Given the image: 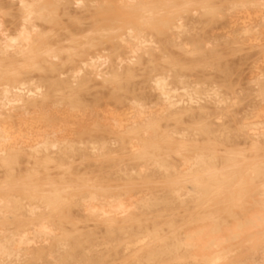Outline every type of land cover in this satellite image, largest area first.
Listing matches in <instances>:
<instances>
[{"label": "bare ground", "instance_id": "1", "mask_svg": "<svg viewBox=\"0 0 264 264\" xmlns=\"http://www.w3.org/2000/svg\"><path fill=\"white\" fill-rule=\"evenodd\" d=\"M7 1L18 19L0 33V264H107L110 251L118 248L134 250L130 264H221L243 240L250 244L246 254L230 264H264V0L199 4L204 11L197 13L219 12L226 19L221 34L205 43L188 38L195 27L181 19L173 28L170 44L183 55H203L204 47L214 51L224 42L252 58L247 87L237 93L224 83L185 74V67L156 45L152 17H138L102 52L83 49L93 47L96 37L81 48L62 45L61 51L44 42L52 32L41 24L53 21L50 8L61 3L84 8L85 0ZM112 54L125 59L126 66L109 65ZM142 55L152 99L139 92L109 111L115 136L73 138L75 119L81 124L90 119L86 112L76 116L69 111L70 86L78 81L90 86L97 74L117 84L111 74L130 72ZM200 66L213 69L209 62ZM53 71L63 75L44 74ZM242 101L246 107L238 111ZM161 120L175 122L162 125ZM161 127L166 130L158 132ZM117 150L128 155L113 164L117 170L101 174L106 185H93L88 172L81 174L85 179L71 178L74 168L90 165L83 161L116 159L111 153ZM22 167L29 178L16 177ZM40 168L53 169L56 176L34 179L42 174ZM215 203L218 212L228 214L245 203L250 209L235 216V222L219 225V213L211 207ZM179 209L189 212L188 223L130 225L136 230L130 236L124 226L111 225L119 217L170 216ZM75 215L104 227L79 226ZM78 248L81 253L75 252Z\"/></svg>", "mask_w": 264, "mask_h": 264}, {"label": "rangeland", "instance_id": "2", "mask_svg": "<svg viewBox=\"0 0 264 264\" xmlns=\"http://www.w3.org/2000/svg\"><path fill=\"white\" fill-rule=\"evenodd\" d=\"M53 1V0H50ZM88 4L84 8H78L73 6H64L59 4L57 8L49 9V16L53 17V21L49 23L41 24L44 30L52 32V38L44 40V42L51 43L58 50L62 51V45H69V47L78 46L81 48L85 44L86 40L93 39L95 45L89 48H83L89 53H99L107 47H112L116 44V39L121 35L127 26L136 24L137 18L144 16L149 17L154 22L149 26L156 28L157 31L150 32L155 37V43L157 46H164L165 53L169 57H173L175 61L183 65L185 74L200 77L204 80L211 81L216 84H226L225 89L235 91H241L242 88L247 87V77L249 75V67L251 66L252 58L249 56L241 55L237 52L236 45L233 43H220L218 50L210 51L205 50L204 54L196 57H190L183 55V53L173 47L170 43L173 41V28L179 19L185 22V25L189 28H194L189 33L192 41L205 43L210 39L212 35L219 36L222 29L225 28V17L217 12L215 14H199L197 12L204 11L199 9V4L214 2L221 3L222 0H85ZM90 2H97L99 6H93ZM188 5H187V4ZM149 4L150 9L146 8V11L139 10V7ZM126 5H132L127 7ZM186 5V6H185ZM152 8V9H151ZM149 10V11H148ZM18 19L17 12L9 4L7 0H0V33L2 29H8L16 26ZM111 28V29H110ZM220 31V32H219ZM98 33H105L106 35L98 36ZM225 33V32H224ZM87 35H90L87 36ZM69 41V42H68ZM68 42V43H67ZM87 47V45H86ZM255 53V59L257 58L258 51L256 48L252 49ZM112 54L108 64L113 66L117 63L126 66L125 59L121 60L119 56ZM259 56V55H258ZM60 63L58 64L62 68V54L58 57ZM82 58L81 56L78 58ZM253 58V59H254ZM156 64L160 65L161 59L158 52L155 55ZM211 63L213 69L206 70L200 65L205 63ZM146 66V56L142 55L138 58V61L130 66V72L121 71L111 74L116 76L117 84H108L104 80L102 74L95 75L89 82L90 86H87L85 82L78 81L77 84L70 86V94L72 95L71 103L68 105L69 111L80 116L83 113L89 115L90 122L88 124H81L79 119H75L72 127L73 138L85 139L91 137L93 139H107L115 136V132L107 120L110 116L109 111L113 109L121 108L123 102L128 101L133 94L141 93L148 101L152 99L146 85L147 74L144 73ZM62 71L45 72V75L58 76ZM63 75V72H62ZM246 107V103H242L236 106L238 111H241ZM64 112V106H62V113ZM63 119V115H62ZM162 125L166 123L171 124L173 120H161ZM166 130L165 127L159 128L158 132ZM141 139L145 137L143 131L140 132ZM159 138H161L159 136ZM123 145H127L124 143ZM164 154L165 152H158ZM167 153V152H166ZM175 152H169L168 154L174 156ZM116 159H102L96 160L88 166H81L74 168V175L71 178L85 179V176L81 174L84 172L92 173L89 177L94 179L93 185H106L105 182H101L105 175H101L104 172H111L117 170L113 167V164L119 161L120 157L128 155V152L113 151L111 153ZM219 155L224 156L223 152H218ZM79 159L77 160V162ZM42 174L36 175L34 179L43 180L44 178L50 179L55 177L56 172L53 169H38ZM48 170V171H47ZM19 174L16 176L18 179H27L29 175L26 174L27 167L19 169ZM46 171V173H45ZM67 178V177H66ZM31 186V185H26ZM34 186V185H32ZM31 186V187H32ZM244 207H233V213L228 214L226 212H218L219 204L215 203L212 207L213 212L219 213L216 217L217 223L222 225L224 222L228 224L235 222V218L240 214H243L250 209V203H245ZM203 212V209L201 210ZM200 211V212H201ZM187 213L183 209L172 210L170 216H157V217H141V218H123L119 217L117 221L111 224L114 228L119 229L124 226L125 235L130 236L135 233V229L132 227H163L168 228L173 224H185L188 223L190 218L187 217ZM236 216V217H235ZM78 220L77 224L80 226H102L97 221H88L84 223L85 217L75 215ZM120 221V222H119ZM97 222V223H96ZM96 228V227H95ZM116 234H121V231L117 230ZM262 235H255L254 237L261 238ZM256 238V239H257ZM255 239V238H254ZM90 240H94L90 237ZM89 240V241H90ZM255 241V240H254ZM250 244H245L243 240L238 249L245 248ZM237 249V250H238ZM142 251V250H141ZM77 253H81L82 249L75 250ZM143 252V251H142ZM140 252L141 254H143ZM247 251L237 252L234 258H239L246 254ZM134 250H129L124 253L122 248L111 250L110 255L107 257V264H130ZM231 252L228 251V255ZM228 259V257H227ZM226 261V260H224ZM223 261V262H224ZM184 264V263H183Z\"/></svg>", "mask_w": 264, "mask_h": 264}, {"label": "crops", "instance_id": "3", "mask_svg": "<svg viewBox=\"0 0 264 264\" xmlns=\"http://www.w3.org/2000/svg\"><path fill=\"white\" fill-rule=\"evenodd\" d=\"M240 251V253H241V251H247L245 248H240V250L238 249V250H235V251H233L232 253H230L229 254V256H228V259L226 260V261H224V262H222L221 264H230V262L232 263L236 258H234L235 257V255L237 254V252H239ZM244 256V255H243ZM242 257V256H241ZM240 258V257H239ZM204 262H200V260H199V262L197 263V264H203Z\"/></svg>", "mask_w": 264, "mask_h": 264}]
</instances>
